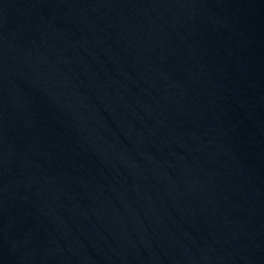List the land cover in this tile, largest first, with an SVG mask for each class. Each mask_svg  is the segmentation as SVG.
I'll return each instance as SVG.
<instances>
[{
    "label": "water",
    "instance_id": "1",
    "mask_svg": "<svg viewBox=\"0 0 264 264\" xmlns=\"http://www.w3.org/2000/svg\"><path fill=\"white\" fill-rule=\"evenodd\" d=\"M0 264H264V92L223 0H0Z\"/></svg>",
    "mask_w": 264,
    "mask_h": 264
}]
</instances>
